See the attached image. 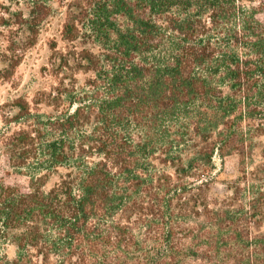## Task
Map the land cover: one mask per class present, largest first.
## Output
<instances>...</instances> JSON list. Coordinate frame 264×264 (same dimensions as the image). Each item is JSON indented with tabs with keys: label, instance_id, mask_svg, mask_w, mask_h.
Instances as JSON below:
<instances>
[{
	"label": "trees",
	"instance_id": "trees-1",
	"mask_svg": "<svg viewBox=\"0 0 264 264\" xmlns=\"http://www.w3.org/2000/svg\"><path fill=\"white\" fill-rule=\"evenodd\" d=\"M22 1L29 47L50 6ZM261 8L69 0L59 81L0 108L19 125L0 134L7 173L26 178L0 179V264H264V166L244 165L264 134ZM215 155L242 165L220 194Z\"/></svg>",
	"mask_w": 264,
	"mask_h": 264
},
{
	"label": "rangeland",
	"instance_id": "rangeland-1",
	"mask_svg": "<svg viewBox=\"0 0 264 264\" xmlns=\"http://www.w3.org/2000/svg\"><path fill=\"white\" fill-rule=\"evenodd\" d=\"M69 0H47L50 11L42 26L39 28L34 45L26 47L23 42L24 33L17 23L16 14L24 10L22 0H0V52L6 48L8 43L14 44L15 53L20 55V63L7 78H0V108L15 98L22 97L32 106L34 98L42 92H49L59 81L58 74L52 72L50 66L51 46H56L58 51L66 50V43L62 41L61 33L67 16ZM262 16H264V0H262ZM6 58L0 54V70L8 65ZM79 81L85 76L77 75ZM39 110H50L39 105ZM0 109V134L8 133L17 129L19 125L7 122ZM33 113L35 112L32 111ZM4 157L0 154V179L3 178L10 183L24 184L26 178L23 176L8 175ZM212 164L216 180L211 185V191L220 194L224 191L223 182L236 177L237 170L242 167L237 156L229 155L223 158L215 155ZM245 167L250 170L256 166H264V134L253 141L250 154L247 155ZM53 179L48 183V187ZM264 229V226H263ZM7 250V249H6ZM12 256L13 249L7 250Z\"/></svg>",
	"mask_w": 264,
	"mask_h": 264
}]
</instances>
